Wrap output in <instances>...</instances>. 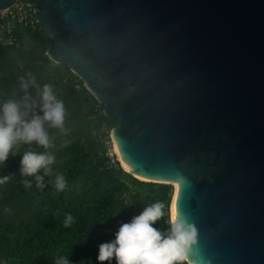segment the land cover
<instances>
[{
    "label": "water",
    "instance_id": "obj_1",
    "mask_svg": "<svg viewBox=\"0 0 264 264\" xmlns=\"http://www.w3.org/2000/svg\"><path fill=\"white\" fill-rule=\"evenodd\" d=\"M23 1L103 104L121 169L171 186L186 263L264 264V0Z\"/></svg>",
    "mask_w": 264,
    "mask_h": 264
},
{
    "label": "trees",
    "instance_id": "obj_2",
    "mask_svg": "<svg viewBox=\"0 0 264 264\" xmlns=\"http://www.w3.org/2000/svg\"><path fill=\"white\" fill-rule=\"evenodd\" d=\"M13 33L17 46L0 44V102L19 99V79L31 73L39 85H52L66 114L64 131L48 129L53 143L48 151L56 162L52 175L44 176L43 188L36 186L34 177L19 174L22 153L29 148L43 152L42 147L22 145L20 153L9 154L0 165V177L13 175L0 184V264H56L59 257H68L70 264H100L98 245L112 240L120 223L157 201L166 205L167 215L154 226L165 228L171 186L138 180L118 162H110L103 138L112 125L101 112L103 104L64 63H53L44 55V34L37 23L33 28L14 25ZM28 91L38 101L39 89ZM57 174L66 180L59 192L54 187ZM23 179L31 180L32 186L25 188ZM68 214L74 223L66 228Z\"/></svg>",
    "mask_w": 264,
    "mask_h": 264
},
{
    "label": "clouds",
    "instance_id": "obj_3",
    "mask_svg": "<svg viewBox=\"0 0 264 264\" xmlns=\"http://www.w3.org/2000/svg\"><path fill=\"white\" fill-rule=\"evenodd\" d=\"M19 86L23 95L17 99L8 98L0 102V165L9 154L16 155L22 145H36L44 149L37 152L25 150L19 161L21 177H34L38 188L44 187V176L52 175V165L56 157L48 151L53 147L49 128L64 131L65 105L57 98L53 87L45 83L39 85L35 76L20 77ZM37 88L38 101L29 94V88ZM41 171L43 175H41ZM13 175L0 177L5 184ZM25 188L32 186L29 179L21 180ZM54 187L59 191L66 188L63 175L57 174ZM166 205L157 201L144 207L128 222L120 223L114 238L98 245L97 261L100 264L114 259L115 264H184L191 246L196 243L197 232L193 225L179 213L169 215L166 227L154 225L164 220ZM10 209L5 208V212ZM74 218L66 215L64 227H71ZM56 264H70L68 257H59Z\"/></svg>",
    "mask_w": 264,
    "mask_h": 264
},
{
    "label": "built area",
    "instance_id": "obj_4",
    "mask_svg": "<svg viewBox=\"0 0 264 264\" xmlns=\"http://www.w3.org/2000/svg\"><path fill=\"white\" fill-rule=\"evenodd\" d=\"M36 23L31 7L23 0H15L11 7L0 9V44L17 46L18 40L13 33L14 25L33 28ZM103 144L108 150L106 156L110 158V162H118L115 158L109 132L103 138Z\"/></svg>",
    "mask_w": 264,
    "mask_h": 264
},
{
    "label": "bare ground",
    "instance_id": "obj_5",
    "mask_svg": "<svg viewBox=\"0 0 264 264\" xmlns=\"http://www.w3.org/2000/svg\"><path fill=\"white\" fill-rule=\"evenodd\" d=\"M115 148H114V146H113V150H114ZM121 168H123L124 170H126V171H128V169H127V167L123 164V163H121ZM171 215H173V211H172V208H171Z\"/></svg>",
    "mask_w": 264,
    "mask_h": 264
},
{
    "label": "rangeland",
    "instance_id": "obj_6",
    "mask_svg": "<svg viewBox=\"0 0 264 264\" xmlns=\"http://www.w3.org/2000/svg\"><path fill=\"white\" fill-rule=\"evenodd\" d=\"M168 211H169V207H168ZM168 216H169V212H168Z\"/></svg>",
    "mask_w": 264,
    "mask_h": 264
}]
</instances>
